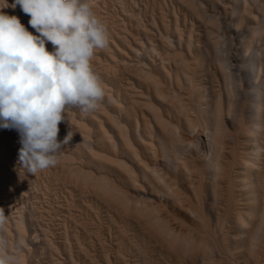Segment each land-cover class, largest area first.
<instances>
[{
	"label": "bare ground",
	"instance_id": "bare-ground-1",
	"mask_svg": "<svg viewBox=\"0 0 264 264\" xmlns=\"http://www.w3.org/2000/svg\"><path fill=\"white\" fill-rule=\"evenodd\" d=\"M115 1L121 17L92 60L104 98L59 124L58 140L72 133L51 167L69 179L54 182L63 203L46 198L53 171L37 172L41 194L0 225L5 253L12 264H264V0H174L193 21L168 9L147 26L137 2ZM14 3L0 11L38 35ZM124 72L118 86L107 76Z\"/></svg>",
	"mask_w": 264,
	"mask_h": 264
},
{
	"label": "clouds",
	"instance_id": "clouds-1",
	"mask_svg": "<svg viewBox=\"0 0 264 264\" xmlns=\"http://www.w3.org/2000/svg\"><path fill=\"white\" fill-rule=\"evenodd\" d=\"M30 16L33 35L17 16L0 11V128L16 129L19 164L32 175L58 163L69 132L58 140L68 111L95 110L105 92L92 68L98 50L108 47L105 22L93 0H15ZM0 0V9L7 7ZM53 45L48 51L46 44ZM5 216L0 211V225ZM0 264H12L0 241Z\"/></svg>",
	"mask_w": 264,
	"mask_h": 264
},
{
	"label": "rangeland",
	"instance_id": "rangeland-1",
	"mask_svg": "<svg viewBox=\"0 0 264 264\" xmlns=\"http://www.w3.org/2000/svg\"><path fill=\"white\" fill-rule=\"evenodd\" d=\"M97 1V5L100 6V10H101V14H103V16L101 17L102 19L101 20H104V22H106L107 24V29H112L111 27V24L110 22H112L114 20V16H117V18L115 19V21L119 20V18L121 17V11H120V6L119 4L114 0H93L94 4H96ZM111 1V2H110ZM135 2L137 3H134V4H131L130 6L133 8V10L135 11V13L139 15V17L142 19L141 23L146 25L147 26V23H149V19L148 17H150L149 15L152 14L154 16H157L160 14V12L162 11L163 13H166V11H171L170 13H175L178 15V17H183V19L185 20V22H189L191 18H189L188 14H186L187 12L185 11V9L183 10V7L181 8V6H179L178 3H176L174 0H134ZM141 3H140V2ZM116 2V3H114ZM163 4H162V3ZM111 3V4H110ZM118 4V5H117ZM136 4V5H135ZM165 4V5H164ZM103 5V6H102ZM134 5V6H132ZM158 5V6H157ZM172 7H171V6ZM176 5V6H175ZM166 6V7H164ZM145 7V8H144ZM102 8V9H101ZM166 8V10H165ZM139 10V11H138ZM155 10V11H154ZM165 10V12H164ZM183 10V11H182ZM137 11V12H136ZM148 11V12H147ZM153 11V12H152ZM160 11V12H158ZM141 12V14H140ZM186 12L185 14H182V13ZM120 13V15H118ZM109 14V15H108ZM111 14V15H110ZM156 14V15H155ZM180 14H182V16H180ZM147 15V16H146ZM151 15V16H152ZM185 15H188V16H185ZM109 18V19H106ZM114 17V18H113ZM119 17V18H118ZM187 18V20H186ZM112 19V21H111ZM139 19V20H141ZM189 19V21H188ZM106 20V21H105ZM192 20V19H191ZM108 21V22H107ZM110 21V22H109ZM193 21V20H192ZM144 22V23H143ZM132 23V22H131ZM194 26L196 27V25H200L199 23L197 22H194L193 23ZM196 24V25H195ZM127 25L130 27V29H132L133 31H135L134 33H138L139 30H137L135 28V25L132 23V24H129V22L127 21ZM197 25V26H198ZM193 26V27H194ZM110 27V28H108ZM200 28V26H198L197 28H194V30L196 29L195 33L198 32L197 30ZM201 29V28H200ZM199 29V30H200ZM140 32V31H139ZM141 33V32H140ZM94 63H92V68L94 70V72L96 73V69L98 68H95L97 67L96 63L93 65ZM95 66V67H94ZM96 70V71H95ZM126 72L124 73H121L120 75H118V77H112V74L110 73L108 76V78L110 79V82L111 83H114L116 86L120 85L121 81L123 83V78L126 76ZM121 76V77H119ZM117 78V79H116ZM113 79H116L113 81ZM119 79V80H118ZM113 82H112V81ZM118 80V81H117ZM118 82V83H117ZM121 83V84H122ZM113 84V85H114ZM114 85V86H115ZM79 111V110H78ZM80 112V111H79ZM20 140V137H19V133L16 129H4V128H0V175H3V176H0V211L3 212L5 218H7L8 216V211L9 209L11 208H15V209H20L21 207H27L29 206L33 201L35 202L36 200V197L39 196V194H41L40 192H42V186H41V182L39 179H37V175H32V174H29L26 172L25 169H23L20 164H19V158H18V150L20 149L21 147V144L19 142ZM4 168V169H3ZM2 169V171H1ZM49 170H52L51 167L48 168ZM4 170V171H3ZM20 170V171H19ZM22 171H25V172H22ZM53 171V174L48 176L47 179H45L47 181V186H50L52 184V187L50 186L49 188V191L52 190L53 186L55 188V183L58 182V187H61V183L66 184L68 183L69 184V179L68 178H64V174L59 171V168L57 171H55V169L52 170ZM51 171V172H52ZM3 172V173H2ZM6 172V173H5ZM14 172V173H13ZM16 172V173H15ZM61 172V173H60ZM2 173V174H1ZM9 174V175H8ZM24 175V176H23ZM27 175V176H26ZM59 175V176H58ZM63 175V176H62ZM56 176L57 178L59 177V179H56ZM5 177V178H3ZM13 178V181H16V185H18L19 188H15L13 185L15 184H10L12 182L9 183V181H11V179ZM28 177V178H27ZM33 177V178H32ZM35 177V178H34ZM15 178V179H14ZM20 178V179H19ZM55 180H54V179ZM62 178V179H61ZM4 179V180H3ZM19 180V182H18ZM21 180V181H20ZM60 182H59V181ZM66 180V181H65ZM52 181V182H51ZM56 181V182H55ZM64 181V182H63ZM29 182V183H28ZM55 182V183H54ZM9 183V184H8ZM60 183V184H59ZM27 184V185H26ZM33 184V185H32ZM8 186V187H6ZM39 186V187H38ZM12 188V190H11ZM10 189V190H8ZM17 189V190H16ZM28 189V190H27ZM56 189V195L54 196L53 194H51V192H48L46 193V198L47 200H49V202H52L56 208V205L58 203H63V201H61L64 197V189L60 188H55ZM58 189V190H57ZM20 190V191H19ZM6 191V192H5ZM12 191H15V192H12ZM32 191V192H31ZM57 191H59L57 193ZM9 192V193H8ZM12 192V193H11ZM62 192V193H61ZM64 192V193H63ZM20 193V194H19ZM31 193V194H30ZM21 194L23 196H21ZM38 194V195H37ZM3 195V196H2ZM30 195V196H29ZM60 195V196H59ZM26 196V197H24ZM58 198H57V197ZM4 197L6 199H4ZM53 197V198H52ZM3 198V200H2ZM10 198V199H9ZM27 198V199H26ZM35 199V200H34ZM5 200V201H4ZM7 200V201H6ZM15 203H14V202ZM60 201V202H59ZM5 202V203H4ZM8 204H7V203ZM56 202V203H55ZM21 203V204H20ZM30 203V204H29ZM3 204V205H2ZM10 204H13V205H10ZM19 204V205H18ZM5 206V207H4ZM21 206V207H20ZM58 206V205H57ZM7 207V208H6ZM6 208V209H5ZM54 208V209H55ZM6 211H5V210ZM57 209V208H56ZM56 209L52 212L51 214V218H53L52 216H54V214H58L59 213L56 211ZM7 214V215H6ZM62 214V213H61ZM59 221H57L58 223ZM53 223L56 224V221L53 220Z\"/></svg>",
	"mask_w": 264,
	"mask_h": 264
}]
</instances>
